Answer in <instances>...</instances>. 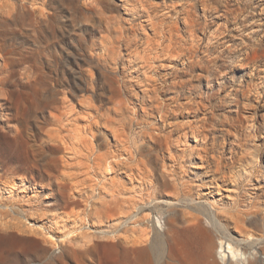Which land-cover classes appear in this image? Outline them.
Returning <instances> with one entry per match:
<instances>
[{
	"label": "rangeland",
	"instance_id": "1",
	"mask_svg": "<svg viewBox=\"0 0 264 264\" xmlns=\"http://www.w3.org/2000/svg\"><path fill=\"white\" fill-rule=\"evenodd\" d=\"M182 257L264 264V0H0V264Z\"/></svg>",
	"mask_w": 264,
	"mask_h": 264
},
{
	"label": "bare ground",
	"instance_id": "2",
	"mask_svg": "<svg viewBox=\"0 0 264 264\" xmlns=\"http://www.w3.org/2000/svg\"><path fill=\"white\" fill-rule=\"evenodd\" d=\"M152 22V20L150 19L149 23ZM164 36L162 37V40L158 41L157 43H149V47H150V52L154 53L155 54V59L156 61H158L157 59L161 60L162 58H169V57H173L175 56L173 54L174 52V49H175V43L172 41V40H169V43L167 44L166 43V35H165V31L162 30ZM173 33V32H172ZM161 34V35H163ZM195 38V37H194ZM178 48V46H177ZM122 54V53H121ZM137 54V53H136ZM150 54V53H148ZM147 54V56H148ZM123 55V54H122ZM144 55V54H143ZM119 56V55H118ZM136 56V55H135ZM137 59H141L143 61H146L145 59H143V57L139 56L137 54ZM151 58V57H150ZM178 58V57H177ZM164 59V60H165ZM172 59V58H171ZM136 60V59H135ZM149 59H147L148 61ZM174 60V59H173ZM176 60V58H175ZM141 61V60H140ZM146 61V62H147ZM155 61V60H154ZM150 62V61H148ZM157 67V66H156ZM155 68V67H154ZM150 69V68H149ZM147 71V70H146ZM150 77H154L153 76H150ZM71 116V115H70ZM88 120V119H87ZM90 120V119H89ZM91 121V120H90ZM190 126V125H189ZM195 126V125H194ZM90 127V126H89ZM197 130V129H196ZM120 133V132H119ZM125 135H126V132H124ZM199 135V134H197ZM196 136V135H195ZM79 139H80V142L82 140L83 142V139H84V136L82 134V131L79 132L78 136H77ZM186 141L188 142V134L186 133ZM77 138V139H78ZM129 138V137H128ZM194 139V141L198 144V137H192ZM79 139H78V142H79ZM86 139V138H85ZM84 139V140H85ZM94 139V138H92ZM130 139V138H129ZM125 141V140H124ZM123 141V142H124ZM126 142V141H125ZM124 142V144H125ZM92 143V142H91ZM184 143V142H183ZM88 144V143H87ZM90 144V143H89ZM178 144H180V142H178ZM93 145V144H92ZM91 145V146H92ZM123 145V144H121ZM185 145V144H184ZM89 147V146H88ZM127 147H125L126 149ZM90 149V148H88ZM128 149V148H127ZM89 152H91L89 150ZM125 152H128V150ZM131 155V154H130ZM120 157H124V156H120ZM127 157V156H126ZM125 158V157H124ZM115 159V158H113ZM117 160V159H116ZM64 162V161H63ZM81 162V160H80ZM176 162V161H175ZM79 163V162H78ZM203 163V162H202ZM134 167V166H133ZM132 168V167H131ZM136 169V168H135ZM138 169V168H137ZM114 170V166L113 164L109 161L107 163V167H106V170L105 172L108 173L109 175H111ZM139 170V169H138ZM90 173V172H89ZM95 173V172H94ZM81 174V173H80ZM68 175V174H67ZM102 175L105 176V173H103ZM107 177V176H106ZM78 179V178H77ZM81 180V179H80ZM79 181V180H78ZM80 183V182H79ZM77 183V184H79ZM80 185V184H79ZM102 187V186H101ZM106 186H103V189H105ZM75 215V214H74ZM145 215H149V214H145ZM73 215L71 216H66L65 218H62V217H59V218H62V220H57V222L55 221H50V225L46 226L44 224L42 225H38V224H31L30 225V228L32 229V233H35V234H38L40 235L46 244L50 245L52 247L53 250H56V249H63L64 246L66 244H70L73 242V238L74 236H77L79 234H81L83 232V227H78V228H67L68 226V222H71L73 217ZM150 217V216H149ZM151 218V217H150ZM76 219H78V217H76ZM141 222V221H140ZM191 223L193 225V228H191L192 230L194 231H197L198 229L201 228V225L199 224V217L196 216V215H191ZM146 229H144L145 231ZM147 232V231H145ZM144 232V233H145ZM219 232V230H218ZM224 236V235H223ZM254 238V236H253ZM197 240V239H195ZM194 239H192V237H190V241L188 245H185L183 249H177L178 253L181 254V256H184L185 253L188 251V252H191L192 254H196L197 252V248H199V246H204V244L206 245V253H212V250L213 248L211 247V245H208V243L206 242H203L202 240H198L196 243L194 242L195 241ZM250 240H253L251 237H248V238H245L243 241L245 242H249ZM257 242L259 241V239L256 240ZM223 245V243H222ZM230 249L231 246H229ZM183 258V263L184 264H187V259L185 257H182Z\"/></svg>",
	"mask_w": 264,
	"mask_h": 264
}]
</instances>
